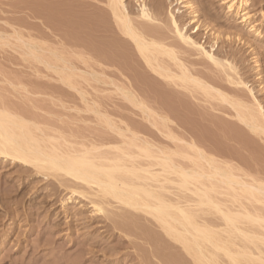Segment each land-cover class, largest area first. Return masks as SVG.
Segmentation results:
<instances>
[{"label": "bare ground", "instance_id": "6f19581e", "mask_svg": "<svg viewBox=\"0 0 264 264\" xmlns=\"http://www.w3.org/2000/svg\"><path fill=\"white\" fill-rule=\"evenodd\" d=\"M135 1L137 14L130 9L129 0L100 3L119 39L133 48L147 70L167 85L186 91L190 100L199 105L216 101L229 109L230 114H225L227 123L247 139L246 151L257 152L256 141L264 148V106L231 60L233 55L217 51L218 33H211L214 37L209 48L197 40L195 34L202 27L207 34L211 30L201 21L195 4L176 0L178 8L168 10L167 23L174 38L169 43L158 33V20L146 0ZM222 5L254 37L262 35L259 21L250 11V0H222ZM183 14L188 18L185 23L180 20ZM190 27L196 30L190 32ZM225 40L244 42L238 33L226 34ZM16 42L26 60L44 66L69 88L78 89L76 78L86 80L83 73L72 67L69 58L64 60L65 57L56 54L57 50L45 48L44 42L21 36H17ZM181 48L218 70L232 88L194 73L191 65L180 58ZM94 58L97 68H103L101 56ZM81 60L88 67L83 57ZM252 60L255 68H259V60L254 57ZM103 72L91 71L98 79ZM120 75L125 78L122 72ZM102 79L106 81L104 76ZM110 82L115 85L114 92L139 109L143 119L167 140L181 141L172 132L168 115L152 110L130 82L128 85ZM85 106V111L113 134L112 139L80 140L77 134L50 125L0 97V161L64 188L68 192V198L62 201L64 208L74 200L86 203L91 213L113 219L114 224L128 227L129 231L139 230L141 238L149 244L175 246L190 264H264V169L260 163L248 164L235 153L213 145L218 139L215 134L203 140L189 133L186 146L158 147L138 128L123 120L116 121L98 102L85 101ZM211 108L215 110L214 106ZM228 136L223 137L230 141ZM236 136L231 140L237 142ZM141 217L159 232L143 227ZM164 244L168 249L169 245ZM170 257L165 258L166 264L177 259Z\"/></svg>", "mask_w": 264, "mask_h": 264}, {"label": "rangeland", "instance_id": "374dc122", "mask_svg": "<svg viewBox=\"0 0 264 264\" xmlns=\"http://www.w3.org/2000/svg\"><path fill=\"white\" fill-rule=\"evenodd\" d=\"M190 1L198 9L203 24L211 30L207 34L202 27L195 34L197 40L209 48L214 37L211 33H218L217 51L233 55L231 60L264 106V0H250V11L259 21L262 32L260 37H254L247 27L228 15L222 0ZM102 2L0 0V97L50 125L77 134L80 140L112 139L113 134L100 125L93 114L85 111V101L89 104L96 101L116 121L123 120L131 127L138 128L158 147L169 145L175 149L186 146L189 133L203 140L215 134L218 139L214 135L217 140L213 137V145L235 153L248 164L258 162L264 169V148L256 141L259 147H256L257 152L256 149L255 152L244 149L247 139L235 133L238 132L235 127L231 128L227 123L225 114H230L229 109L216 101L199 105L188 98L186 91L169 86L154 76L136 56L133 48L119 39L104 5L100 4ZM146 2L158 20L160 36L169 43L174 42L167 23V12L171 8L173 11L178 8L176 0ZM129 3L133 14H137L136 1L129 0ZM181 16L180 20L185 23L188 19L186 14ZM189 29L190 32L194 30L193 27ZM233 33L240 34L244 42H226L225 35ZM17 36L25 40L33 37L44 42L47 49L57 50L56 54L62 55L63 59L65 57L64 60L69 58L68 61L73 64L71 66L83 73L86 80L76 78V90L64 85L44 66L26 60L23 49L17 45ZM96 55L101 56L99 60L103 68H97L94 64L92 59H96ZM179 56L187 65H191L194 73L206 80L214 78L225 87L232 88L224 81L223 75L202 58H197L184 48L179 49ZM81 57L88 62V67L83 65ZM253 57L259 60L257 69ZM92 69L98 72L103 70L105 75H101V79L104 76L106 81L92 75ZM110 81L117 85H128L130 82L152 110L168 115L171 130L181 141L167 140L143 119L139 109L114 92L115 85ZM224 134L231 138L237 135L239 139L236 138L237 142L231 138L227 141ZM254 153L261 159L258 160ZM52 182L34 176L19 166L0 161V264H166L165 260L171 255L177 258L173 264H190L187 257L180 256L181 251L175 246L163 243L168 249L172 248L168 250L160 243L156 246L149 244L141 238L139 230L129 231L128 227L121 225L122 229L117 223L116 226L113 219L91 213L86 203L78 204L79 201L74 200L64 208L62 201L68 198V192L50 184ZM141 218L143 227L157 233V228L145 221L144 217Z\"/></svg>", "mask_w": 264, "mask_h": 264}]
</instances>
